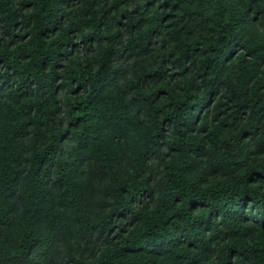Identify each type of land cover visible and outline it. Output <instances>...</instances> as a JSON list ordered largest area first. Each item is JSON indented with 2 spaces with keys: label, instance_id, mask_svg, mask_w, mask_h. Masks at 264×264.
I'll list each match as a JSON object with an SVG mask.
<instances>
[{
  "label": "trees",
  "instance_id": "16d2710c",
  "mask_svg": "<svg viewBox=\"0 0 264 264\" xmlns=\"http://www.w3.org/2000/svg\"><path fill=\"white\" fill-rule=\"evenodd\" d=\"M2 22L0 264H264V0Z\"/></svg>",
  "mask_w": 264,
  "mask_h": 264
},
{
  "label": "rangeland",
  "instance_id": "374dc122",
  "mask_svg": "<svg viewBox=\"0 0 264 264\" xmlns=\"http://www.w3.org/2000/svg\"><path fill=\"white\" fill-rule=\"evenodd\" d=\"M3 25L4 23H0V40H2V37H3ZM65 255V253H63V256ZM68 260V257L65 258V261Z\"/></svg>",
  "mask_w": 264,
  "mask_h": 264
}]
</instances>
